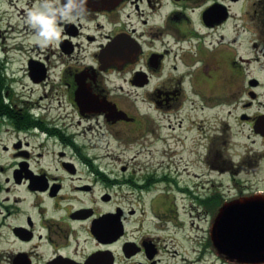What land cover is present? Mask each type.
Returning a JSON list of instances; mask_svg holds the SVG:
<instances>
[{
    "label": "flooded vegetation",
    "instance_id": "af4514ba",
    "mask_svg": "<svg viewBox=\"0 0 264 264\" xmlns=\"http://www.w3.org/2000/svg\"><path fill=\"white\" fill-rule=\"evenodd\" d=\"M40 2L0 0V264H252L264 0H87L47 44Z\"/></svg>",
    "mask_w": 264,
    "mask_h": 264
},
{
    "label": "water",
    "instance_id": "95a60500",
    "mask_svg": "<svg viewBox=\"0 0 264 264\" xmlns=\"http://www.w3.org/2000/svg\"><path fill=\"white\" fill-rule=\"evenodd\" d=\"M231 206L240 210L232 216L241 219L230 229L231 239L235 241L231 242L228 254L243 263H259L264 258V198L252 196Z\"/></svg>",
    "mask_w": 264,
    "mask_h": 264
},
{
    "label": "clouds",
    "instance_id": "9594fccd",
    "mask_svg": "<svg viewBox=\"0 0 264 264\" xmlns=\"http://www.w3.org/2000/svg\"><path fill=\"white\" fill-rule=\"evenodd\" d=\"M87 0H41L35 7H30L24 22L35 30L37 39L42 44L58 38L59 20L77 22L87 13Z\"/></svg>",
    "mask_w": 264,
    "mask_h": 264
},
{
    "label": "rangeland",
    "instance_id": "374dc122",
    "mask_svg": "<svg viewBox=\"0 0 264 264\" xmlns=\"http://www.w3.org/2000/svg\"><path fill=\"white\" fill-rule=\"evenodd\" d=\"M123 92L126 93V91H123ZM106 152H107V150H102L100 153L106 154ZM108 153L112 154V150L111 151H108ZM121 158H123V157L121 156ZM183 167H184V164L183 163H179L178 168H181L182 169ZM189 170H190L191 173L192 172H195V170L192 169V168H190ZM202 172L203 171L201 169H198V174H202ZM245 178H247V177H242V179H245ZM192 182H194V184L198 182V185H200L199 186L200 187V193H202V194L205 193L204 188H205L206 184H202L203 183V178L199 177L198 179H192ZM251 183L253 184L254 182H251ZM248 184H249V182H247V185ZM163 186H164V184L158 182V184L155 185V189H159L160 188V190H162L163 189ZM118 201L120 202L121 205L126 206V197H120L118 199Z\"/></svg>",
    "mask_w": 264,
    "mask_h": 264
}]
</instances>
